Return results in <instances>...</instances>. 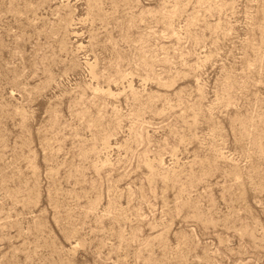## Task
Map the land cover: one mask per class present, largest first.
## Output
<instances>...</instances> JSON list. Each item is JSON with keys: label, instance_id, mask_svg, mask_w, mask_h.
Segmentation results:
<instances>
[{"label": "rangeland", "instance_id": "374dc122", "mask_svg": "<svg viewBox=\"0 0 264 264\" xmlns=\"http://www.w3.org/2000/svg\"><path fill=\"white\" fill-rule=\"evenodd\" d=\"M0 264H264V0H0Z\"/></svg>", "mask_w": 264, "mask_h": 264}]
</instances>
